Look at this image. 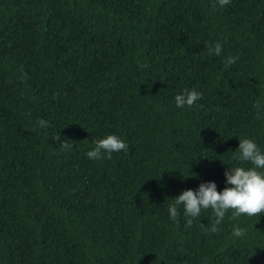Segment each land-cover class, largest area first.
Returning a JSON list of instances; mask_svg holds the SVG:
<instances>
[{"label":"trees","instance_id":"16d2710c","mask_svg":"<svg viewBox=\"0 0 264 264\" xmlns=\"http://www.w3.org/2000/svg\"><path fill=\"white\" fill-rule=\"evenodd\" d=\"M213 2L0 0V264H264V213L216 233L210 210L167 217L180 190L248 166L241 136L264 149V0ZM186 88L199 100L175 107ZM113 132L127 152L84 155Z\"/></svg>","mask_w":264,"mask_h":264},{"label":"clouds","instance_id":"9594fccd","mask_svg":"<svg viewBox=\"0 0 264 264\" xmlns=\"http://www.w3.org/2000/svg\"><path fill=\"white\" fill-rule=\"evenodd\" d=\"M229 0H214L213 7L223 8ZM209 55L219 56L222 51V43L217 40L211 45H205ZM238 56L228 55L224 58V63L232 64ZM201 96L200 91L195 88L181 89L173 96V102L177 108L192 107ZM261 101L257 100L255 106L260 108ZM198 106V105H197ZM260 113L257 111V117ZM48 121L37 119L36 125L45 128ZM52 139H58L57 133ZM68 139H62L58 148L62 151H71L73 145ZM92 146L88 148L84 155L91 160H98L102 155L110 158L113 153L128 150L127 143L116 133H105L99 138L92 140ZM233 157L241 162H247L248 166L236 164L227 166L223 171L224 187L217 190L216 183L212 180L199 181L195 188H185L180 190L167 204V217L173 223H179L183 218L185 225H191L193 220L201 216L203 210H210L209 223L206 226L208 233H216L218 226L224 220L226 212L230 213V218L241 215L256 217L257 214L264 213V149L256 141L248 136H241L238 139L237 147L231 151ZM195 178V173L188 172ZM201 227H205L201 224ZM245 228L233 224L230 235L241 237Z\"/></svg>","mask_w":264,"mask_h":264}]
</instances>
